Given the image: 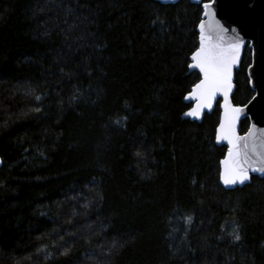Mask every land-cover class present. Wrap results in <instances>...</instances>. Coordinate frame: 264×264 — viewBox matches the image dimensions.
Wrapping results in <instances>:
<instances>
[{
    "label": "trees",
    "instance_id": "trees-1",
    "mask_svg": "<svg viewBox=\"0 0 264 264\" xmlns=\"http://www.w3.org/2000/svg\"><path fill=\"white\" fill-rule=\"evenodd\" d=\"M202 11L0 0V264H264V176L220 184L219 102L182 117Z\"/></svg>",
    "mask_w": 264,
    "mask_h": 264
},
{
    "label": "water",
    "instance_id": "water-1",
    "mask_svg": "<svg viewBox=\"0 0 264 264\" xmlns=\"http://www.w3.org/2000/svg\"><path fill=\"white\" fill-rule=\"evenodd\" d=\"M163 4H173L179 0H157ZM192 3L200 4L203 8V4L209 2V0H189ZM213 11H215V19L218 20L224 27L229 29L227 37H231L234 33L231 32L232 28H236L244 37L246 43L251 41V61L247 66L246 73L249 80L250 88L254 94L243 105L234 104L232 101V95L235 90V71L239 69L242 60L244 48L241 50L240 58L237 64L232 69V88L228 93V102L234 108H241L242 111L237 115L234 125L235 137L232 144H229L227 139H218V135L221 134L220 126L225 120V98L222 92L216 93L214 99L211 102L210 107H204L200 110L198 115H188L192 112L198 104V101L192 97L193 88L196 84L200 83L203 79V74L198 68H190L189 71H197L200 75L199 80L191 87L190 91L184 96V101L191 104V106L182 114L183 118H189L191 121L201 122L205 113H210L214 109L217 102H219L220 115L219 121L215 129V143L218 146H226L224 156L220 160V173L219 180L222 187L225 189H233L235 187H241L251 181L252 175L263 177L264 173L260 171H252V168L264 167V0H218V3L213 5ZM204 9L202 11L201 20L197 25L198 31V46L200 44L199 36L200 29L199 24L203 20L207 24L209 17L204 16ZM197 48L194 50L196 51ZM193 51V52H194ZM190 55V64L193 63ZM251 81V82H250ZM245 118L249 120V126L243 133L240 132L241 121ZM255 126V127H254ZM251 133V135H250ZM239 152L238 161H243L245 158L248 163L244 164L247 169V175L249 179L240 183L237 180L236 183L226 185L222 180L225 165L222 161L229 159V152ZM2 160L0 157V167Z\"/></svg>",
    "mask_w": 264,
    "mask_h": 264
},
{
    "label": "snow or ice",
    "instance_id": "snow-or-ice-1",
    "mask_svg": "<svg viewBox=\"0 0 264 264\" xmlns=\"http://www.w3.org/2000/svg\"><path fill=\"white\" fill-rule=\"evenodd\" d=\"M216 3L218 0H209L203 4V14L209 17V20L207 24L203 20L199 24L200 44L191 56L193 63L189 65L190 68H198L203 74V79L193 88L192 97L198 104L188 115H198L202 108L210 107L216 93L222 92L225 98V120L220 126L221 134L218 135V139H227L229 144H232L234 139H238L235 137L234 125L237 115L242 111L241 108L232 107L228 102V93L232 88V69L240 58L242 48L251 47L252 42L246 43L236 28L231 29L234 35L227 37L229 29L215 19L216 13L212 10ZM260 131L264 132V129ZM238 157L239 152L234 153L230 150L229 159L222 161L225 165L222 180L226 185L234 184L237 180L243 183L249 179L247 169L244 167L248 161L246 158L238 161ZM252 171L264 173V167L252 168ZM236 238L239 239V236Z\"/></svg>",
    "mask_w": 264,
    "mask_h": 264
}]
</instances>
